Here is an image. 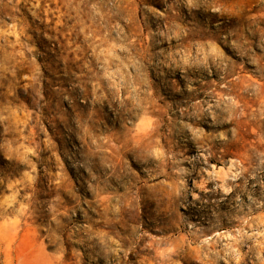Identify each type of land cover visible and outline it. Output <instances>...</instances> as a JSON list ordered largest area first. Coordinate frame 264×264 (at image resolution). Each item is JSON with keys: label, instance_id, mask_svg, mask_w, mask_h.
Returning a JSON list of instances; mask_svg holds the SVG:
<instances>
[{"label": "rangeland", "instance_id": "1", "mask_svg": "<svg viewBox=\"0 0 264 264\" xmlns=\"http://www.w3.org/2000/svg\"><path fill=\"white\" fill-rule=\"evenodd\" d=\"M0 264H264V0H0Z\"/></svg>", "mask_w": 264, "mask_h": 264}, {"label": "bare ground", "instance_id": "2", "mask_svg": "<svg viewBox=\"0 0 264 264\" xmlns=\"http://www.w3.org/2000/svg\"><path fill=\"white\" fill-rule=\"evenodd\" d=\"M220 176H221V174H219ZM224 175V174H223ZM222 175V178H220V180L221 179H225V177ZM218 180H219V178H218ZM223 181V180H222ZM224 187V186H223Z\"/></svg>", "mask_w": 264, "mask_h": 264}]
</instances>
